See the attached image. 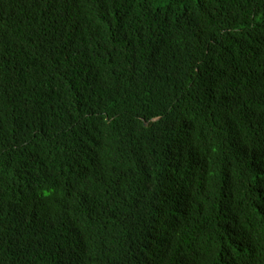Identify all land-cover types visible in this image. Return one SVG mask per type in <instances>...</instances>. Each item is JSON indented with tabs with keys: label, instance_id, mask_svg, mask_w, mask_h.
<instances>
[{
	"label": "trees",
	"instance_id": "1",
	"mask_svg": "<svg viewBox=\"0 0 264 264\" xmlns=\"http://www.w3.org/2000/svg\"><path fill=\"white\" fill-rule=\"evenodd\" d=\"M0 264H264V0H0Z\"/></svg>",
	"mask_w": 264,
	"mask_h": 264
}]
</instances>
